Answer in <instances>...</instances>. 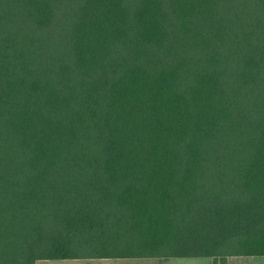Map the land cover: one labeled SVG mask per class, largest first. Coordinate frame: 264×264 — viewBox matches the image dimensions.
Returning <instances> with one entry per match:
<instances>
[{
	"label": "trees",
	"instance_id": "1",
	"mask_svg": "<svg viewBox=\"0 0 264 264\" xmlns=\"http://www.w3.org/2000/svg\"><path fill=\"white\" fill-rule=\"evenodd\" d=\"M264 256V0H0V264Z\"/></svg>",
	"mask_w": 264,
	"mask_h": 264
},
{
	"label": "rangeland",
	"instance_id": "2",
	"mask_svg": "<svg viewBox=\"0 0 264 264\" xmlns=\"http://www.w3.org/2000/svg\"><path fill=\"white\" fill-rule=\"evenodd\" d=\"M35 264H212L208 257L190 258H91L65 260H39ZM227 264H264V256H232Z\"/></svg>",
	"mask_w": 264,
	"mask_h": 264
}]
</instances>
